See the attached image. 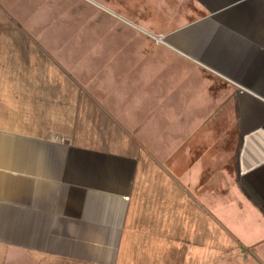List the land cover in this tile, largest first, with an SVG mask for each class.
Masks as SVG:
<instances>
[{"label":"crops","instance_id":"1","mask_svg":"<svg viewBox=\"0 0 264 264\" xmlns=\"http://www.w3.org/2000/svg\"><path fill=\"white\" fill-rule=\"evenodd\" d=\"M178 1L193 6L168 16L180 23L142 28L231 89L229 196L204 197L187 141L159 157L139 132L109 143L31 130L40 113L1 75L0 264H264V0ZM2 25L0 8V39Z\"/></svg>","mask_w":264,"mask_h":264},{"label":"rangeland","instance_id":"2","mask_svg":"<svg viewBox=\"0 0 264 264\" xmlns=\"http://www.w3.org/2000/svg\"><path fill=\"white\" fill-rule=\"evenodd\" d=\"M0 8V76L10 75L40 113L28 116L31 130L48 124L74 142L109 143L139 132L159 157L169 143L187 141L183 150L203 157L204 197L226 200L237 179L231 89L142 28L177 25L168 16L192 10L190 3L0 0Z\"/></svg>","mask_w":264,"mask_h":264},{"label":"bare ground","instance_id":"3","mask_svg":"<svg viewBox=\"0 0 264 264\" xmlns=\"http://www.w3.org/2000/svg\"><path fill=\"white\" fill-rule=\"evenodd\" d=\"M159 42H161V43H166L162 38H156Z\"/></svg>","mask_w":264,"mask_h":264},{"label":"built area","instance_id":"4","mask_svg":"<svg viewBox=\"0 0 264 264\" xmlns=\"http://www.w3.org/2000/svg\"><path fill=\"white\" fill-rule=\"evenodd\" d=\"M159 38H162V39L165 41V37H164V36H161V37H159Z\"/></svg>","mask_w":264,"mask_h":264}]
</instances>
